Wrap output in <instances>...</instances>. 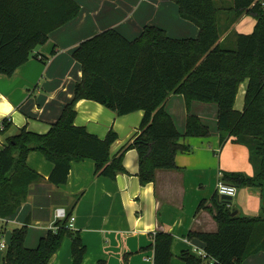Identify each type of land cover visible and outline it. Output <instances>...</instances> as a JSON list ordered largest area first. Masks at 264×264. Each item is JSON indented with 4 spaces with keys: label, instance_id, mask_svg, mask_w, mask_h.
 Segmentation results:
<instances>
[{
    "label": "trees",
    "instance_id": "16d2710c",
    "mask_svg": "<svg viewBox=\"0 0 264 264\" xmlns=\"http://www.w3.org/2000/svg\"><path fill=\"white\" fill-rule=\"evenodd\" d=\"M173 1L181 17L199 27L198 37L172 38L165 29L146 25L133 40L110 28L79 44L73 57L82 65V79L58 120L45 134L22 128L0 152L1 219L15 215L31 193V185L44 180L27 163L34 150L53 164L48 182L55 186L67 183L73 162L88 159L95 162L97 176L115 179L118 172L126 171L123 159L130 149L138 152L142 185L154 182L157 170L176 168L177 154L187 150L180 141L183 136L210 135L209 127L190 109L185 133L178 131L166 101L181 94L189 107L192 101L218 105L221 142L229 136L246 143L255 165L254 176L234 177L238 184L257 187L263 195L262 213L256 217L238 211L233 215L236 210L230 207L231 201L219 200L217 195V232H191L189 237L201 240L216 264H242L264 251V1L233 0L231 10L236 18L248 14L256 20L252 33L236 36L235 48L219 41L214 0ZM79 13L80 5L74 0H0V74L11 76L31 57H38L33 54L50 33ZM245 80V107L239 112L234 104ZM81 99L97 101L119 115L144 111L137 133L115 156L110 154L117 139L115 131L101 139L75 124V106ZM1 125L4 131L10 122L5 119ZM39 192H35V205L48 206V200H38L44 189ZM71 216L69 211L65 219L55 221L56 229H49L36 248L25 245L28 224L14 228L2 264H49L66 236L72 239L71 264H82L86 247L80 233L69 226ZM172 243L169 232L153 235L154 264H170ZM181 257L184 264L208 261L187 251Z\"/></svg>",
    "mask_w": 264,
    "mask_h": 264
},
{
    "label": "crops",
    "instance_id": "0c3cea01",
    "mask_svg": "<svg viewBox=\"0 0 264 264\" xmlns=\"http://www.w3.org/2000/svg\"><path fill=\"white\" fill-rule=\"evenodd\" d=\"M74 1L80 5L79 15L50 33L48 41L35 50L33 55L38 57H31L11 76L0 74V127L3 120L10 122L6 130H0V152L22 128L45 134L58 120L74 97L76 83L82 79V65L73 53L83 40L110 28L133 40L146 25L161 27L177 39L196 38L200 33L197 25L181 17L173 0ZM217 8L219 41L235 48L236 36L252 33L256 20L248 14L236 18L232 7ZM247 86L248 80L239 86L234 104L239 112L245 107ZM75 107L77 126L101 139L110 130L116 132L111 156L133 138L144 117L143 110L119 115L89 99L79 100ZM189 109L209 127L210 135L183 136L180 141L187 150L177 154V167L157 170L155 181L146 185L139 180L136 149L125 153L126 171L118 172L115 179L97 176L95 162L88 159L73 162L67 183L60 186L48 182L53 164L40 151H31L27 163L44 180L31 185V193L15 215L0 218V240H5L7 234L8 242L5 241L9 244L13 229L28 224L25 245L36 248L52 229L56 209L63 207L74 215L71 229L80 233L86 247L82 264H154L151 244L158 231L173 235L170 264H184L183 252L198 256L199 250H205L204 243L189 234L218 230L214 199L219 180L237 186V194L231 199L234 210L245 216H260L261 190L240 185L234 177L254 176L251 149L234 137L227 136L221 142L216 103L192 101L189 107L183 95L173 94L166 101V110L180 133H185ZM42 189L46 194L42 193L38 200H48V206L35 205V192ZM5 254H1L0 264ZM71 262L72 239L66 236L49 264ZM242 264H264V251L251 255Z\"/></svg>",
    "mask_w": 264,
    "mask_h": 264
},
{
    "label": "built area",
    "instance_id": "2783aa9c",
    "mask_svg": "<svg viewBox=\"0 0 264 264\" xmlns=\"http://www.w3.org/2000/svg\"><path fill=\"white\" fill-rule=\"evenodd\" d=\"M1 126L3 127V125ZM237 191L238 188L236 185L227 183L224 180H219L216 186V193L220 198H224V197L233 198L234 196H236ZM67 215H68V211L65 208L58 207L55 213V221L63 220L67 217ZM74 221H75V217L74 215H72L69 219L70 228H72ZM51 228L54 230L56 229L54 224L51 226ZM7 248H8V244L4 240H0V249L7 250ZM198 256L207 259L209 264H216L215 259L208 257L206 250H199Z\"/></svg>",
    "mask_w": 264,
    "mask_h": 264
},
{
    "label": "rangeland",
    "instance_id": "374dc122",
    "mask_svg": "<svg viewBox=\"0 0 264 264\" xmlns=\"http://www.w3.org/2000/svg\"><path fill=\"white\" fill-rule=\"evenodd\" d=\"M215 3L217 4V6H224V7H226V8H229V7H232V5H233V0H215ZM224 47H226V48H234V47H227V46H225L224 45ZM236 47V46H235ZM230 207L231 208H234V207H232V205L230 204ZM4 238H5V240L8 242V240H7V234H5V236H4ZM4 240V241H5ZM5 241V242H6ZM6 251H0V257H1V254H3V253H5Z\"/></svg>",
    "mask_w": 264,
    "mask_h": 264
},
{
    "label": "water",
    "instance_id": "95a60500",
    "mask_svg": "<svg viewBox=\"0 0 264 264\" xmlns=\"http://www.w3.org/2000/svg\"><path fill=\"white\" fill-rule=\"evenodd\" d=\"M224 199H227V200L231 201L232 198L224 197ZM236 213H237V211H234V212H233V215H235Z\"/></svg>",
    "mask_w": 264,
    "mask_h": 264
}]
</instances>
